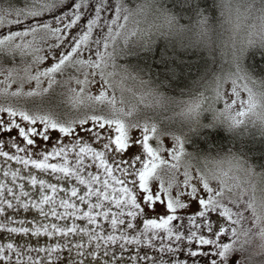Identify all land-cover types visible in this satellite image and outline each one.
<instances>
[{"label":"snow or ice","instance_id":"obj_1","mask_svg":"<svg viewBox=\"0 0 264 264\" xmlns=\"http://www.w3.org/2000/svg\"><path fill=\"white\" fill-rule=\"evenodd\" d=\"M18 3L0 5V231L58 239L0 243V264H141L144 245L169 256L150 264H264V0L221 5L219 41L215 0Z\"/></svg>","mask_w":264,"mask_h":264},{"label":"trees","instance_id":"obj_2","mask_svg":"<svg viewBox=\"0 0 264 264\" xmlns=\"http://www.w3.org/2000/svg\"><path fill=\"white\" fill-rule=\"evenodd\" d=\"M1 1L6 3V0H1ZM31 1L32 0H19V3L17 5L26 4V3H29ZM14 2H15V0H14ZM228 3H231L233 6L236 5V3H233L230 0H215V5H216L215 20H213L211 22V24L216 25L217 23L221 24L223 22L226 24V27H223V29L221 31L215 30V32L213 33V38L217 39L218 41L220 39L227 40L229 37V32L231 30L230 24L227 22V16H228L227 10L225 8L221 7V5L228 4ZM222 13H223V15H222ZM181 21L186 22V23H191V22L187 21V19L181 20ZM237 139L247 144L253 140V136L252 135H240L237 137ZM254 139L257 142L260 140L259 132L255 133ZM258 146L259 145L257 144V147ZM0 162H2V161H0ZM38 175L42 176L45 179L51 180L53 183L56 182L52 177L46 176L43 173H38ZM3 179L4 178H3L2 174H0V180H3ZM61 183H63V182H61ZM26 190H29L33 197L37 196V190L31 189L30 185H28L27 183H26ZM59 195H63V193H60ZM16 215L19 219H23L25 221L35 220V221H41L44 223L48 222V221H45L44 218L42 216H40L35 210H30L28 212H23L21 210V212L17 213ZM77 223L83 224L84 222L78 221ZM29 226H31V225H29ZM57 239H58V237L57 238H50V237H45L43 235H41L40 237H35L32 235L24 236L22 234H20V235L9 234L7 232L0 231V243H7L9 240H11L12 242L16 243L18 246L24 248L25 251H27L28 247H35V248L47 247L51 244H54ZM75 239L78 240L79 237H76ZM84 240L87 241V237H85ZM133 247H135V246H133ZM92 250L93 249H86V251H92ZM112 252H115V254H116V258H117L116 264H124L125 261L129 260L130 255L134 256L136 254L134 251H132L130 253L128 249H125L123 252V259H121L120 249L118 247H113L112 249H110V256L105 257V256H103V249H101V256L99 257L100 264H104L105 260H109V264H112V262H111V253ZM31 254L34 257L36 256V253H34V252ZM40 255L44 256L45 254L40 253ZM140 257H141V264H150L151 258H157V260H159L160 257H163L165 260L169 259L168 255L159 253L157 248H155V247L149 248L147 245H144L141 247ZM25 259H26V256H25ZM79 259H80V257L77 256L75 250L69 252V251H67V249H65L63 252H61L59 254V259L55 261V264H73L74 261H78ZM84 259H85V264H96V260L93 259L92 257L86 256ZM133 264H135V262H133Z\"/></svg>","mask_w":264,"mask_h":264},{"label":"rangeland","instance_id":"obj_3","mask_svg":"<svg viewBox=\"0 0 264 264\" xmlns=\"http://www.w3.org/2000/svg\"><path fill=\"white\" fill-rule=\"evenodd\" d=\"M231 2H233V3H236V5L237 4H242V2L244 1V0H230ZM32 2V1H31ZM31 2H29V3H31ZM0 4L1 5H3V6H7V4L6 3H4V2H2L1 0H0ZM26 4H28V3H26ZM25 4H22V5H16V6H18V7H22V6H24ZM233 18H234V14H233ZM181 23V25H184V26H191L192 28H196L197 27V21L195 20V19H193L192 21H191V23H186V22H183V21H181L180 22ZM250 23H252V21H244V20H241V31H240V36H239V38H244L245 36H246V34H247V31L249 30V25H250ZM209 27L213 30V32H212V34L215 32V30L216 31H221L222 29H223V27H226V24L223 22V23H217L216 25H213V24H211L210 23V25H209ZM230 27L232 28V25L230 24ZM232 34V32H231V30H230V32H229V36ZM170 39H173V40H176V41H179L182 37H179V36H173V37H169ZM251 132H258V131H255L254 129L253 130H246V131H244L243 132V134H241V135H251ZM240 136V135H239Z\"/></svg>","mask_w":264,"mask_h":264}]
</instances>
